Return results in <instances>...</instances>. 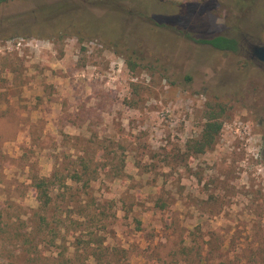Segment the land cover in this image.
I'll list each match as a JSON object with an SVG mask.
<instances>
[{"label": "rangeland", "instance_id": "obj_1", "mask_svg": "<svg viewBox=\"0 0 264 264\" xmlns=\"http://www.w3.org/2000/svg\"><path fill=\"white\" fill-rule=\"evenodd\" d=\"M216 35L239 50L201 41ZM259 42L264 0L1 4L0 209L27 227L31 176L87 161L86 189L66 178L53 194L70 210L92 202L105 213L95 232L122 258L106 264H264V64L247 50ZM212 110L220 134L190 155L185 143ZM64 237L63 263L53 260L59 239L42 246L50 263L80 264ZM191 239L201 261L175 253Z\"/></svg>", "mask_w": 264, "mask_h": 264}, {"label": "trees", "instance_id": "obj_2", "mask_svg": "<svg viewBox=\"0 0 264 264\" xmlns=\"http://www.w3.org/2000/svg\"><path fill=\"white\" fill-rule=\"evenodd\" d=\"M8 1L0 0V5ZM105 21L108 23L109 19H105ZM201 41L219 51L237 52L239 50L236 39L222 35ZM222 124L220 112L215 110L209 112L202 124L199 136L186 141L187 152L190 155H198L212 147L220 134ZM88 163L83 161L79 172H67L65 175L61 172H53L50 176H31V186L37 206L28 216L30 224H27V227H24L23 220L20 218L11 220L9 211L0 209V254L5 252L9 245L18 247L17 254L11 256L12 259L8 264H16L17 259L21 264H51L49 256H46V250L42 246L56 245L57 239L60 240L62 249L58 251V255L53 260L56 259L59 263H63L64 260H67L64 258V253L68 246L63 243L66 234L71 235L73 239V257L79 260L80 264H84L85 261H90L92 264H106L120 258L118 251H109L108 247L104 246L102 238L95 232V227L102 224V218L105 216L103 211L100 209L98 211L91 210L92 202L70 210L68 204L62 206L58 202V197L64 199L62 193L53 194L56 186L58 189L67 188L66 178L81 182L83 189H86L89 182L95 177V172L90 170ZM165 207L166 204L162 199L159 198L155 201L156 209L162 210ZM71 212L75 217L71 216ZM194 252H196L198 260L201 261L198 241L191 239L187 244L179 246L175 253L183 256L185 260L193 262L195 260ZM8 256L10 255H6V257ZM157 264H176V259H160Z\"/></svg>", "mask_w": 264, "mask_h": 264}, {"label": "water", "instance_id": "obj_3", "mask_svg": "<svg viewBox=\"0 0 264 264\" xmlns=\"http://www.w3.org/2000/svg\"><path fill=\"white\" fill-rule=\"evenodd\" d=\"M256 60L264 64V44L255 46L253 48V56Z\"/></svg>", "mask_w": 264, "mask_h": 264}, {"label": "flooded vegetation", "instance_id": "obj_4", "mask_svg": "<svg viewBox=\"0 0 264 264\" xmlns=\"http://www.w3.org/2000/svg\"><path fill=\"white\" fill-rule=\"evenodd\" d=\"M261 44H264L263 42H259V43H247V50H248V53H249V58L252 59V60H256L253 56V48L255 46H258V45H261ZM260 62V61H259ZM262 63V62H261Z\"/></svg>", "mask_w": 264, "mask_h": 264}]
</instances>
